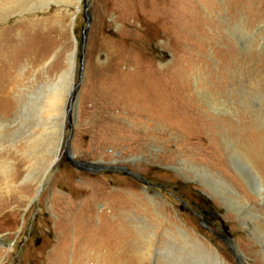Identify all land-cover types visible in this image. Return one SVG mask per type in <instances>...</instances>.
Instances as JSON below:
<instances>
[{"label": "rangeland", "instance_id": "374dc122", "mask_svg": "<svg viewBox=\"0 0 264 264\" xmlns=\"http://www.w3.org/2000/svg\"><path fill=\"white\" fill-rule=\"evenodd\" d=\"M68 1L34 0L0 23L3 40L21 37L11 51L0 44L1 70L14 66L0 117L16 148L4 159L19 172L9 197L0 175V264H264L221 183L188 171L221 174V157L228 184L264 214V173L258 196L228 156L254 140L264 150V0ZM116 76L141 91L116 89ZM71 78L61 151L35 196L24 141L42 131V95ZM156 83L161 98L146 89ZM156 102L169 115L153 113ZM210 130L217 148L199 139Z\"/></svg>", "mask_w": 264, "mask_h": 264}, {"label": "bare ground", "instance_id": "6f19581e", "mask_svg": "<svg viewBox=\"0 0 264 264\" xmlns=\"http://www.w3.org/2000/svg\"><path fill=\"white\" fill-rule=\"evenodd\" d=\"M55 1L58 2L61 0H39V3H37V4L32 3V2H34V0H0V23L4 22L6 20L8 21V19H10L11 17H13L15 15H22L24 13L31 11L32 7H30V6L32 4L39 9H45L49 6L50 2H55ZM73 1L70 0L68 2H69V4H72ZM75 1H77V3L80 5L81 0H75ZM72 25H73V21L71 23V29H72ZM2 33H3L2 30H0V44L6 46L7 50L11 51V49H13L14 47H16L17 45L20 44L19 40L21 37L18 36L19 35L18 32H16L15 34L12 35V38L10 39V41L3 40L2 36H1ZM71 39H73L74 44L76 46V42H75L76 39L73 35H72ZM73 57H74V53L71 56V61L69 64V71H68L67 76L70 75L74 70L73 69V66H74ZM12 68L14 69V66H12V67L8 66L6 71H5L6 73H4V70H1V68H0V82H1V80H3V82L6 80L4 83L11 85V88L8 90L2 89V87L0 86V105L2 102H9L10 101V96L14 90V89H12L13 88L12 86L14 84V78L12 77V74H10L9 77L7 75V74L11 73V71L13 70ZM178 72L180 73V70ZM72 74H71V76H73ZM168 76L169 75H167V77ZM182 76H183V74H182ZM72 78H71V81L68 83L67 88L65 90L62 91V88L54 86V87L50 88L49 90H47V92H45L42 95L43 100L37 107V111L39 112V115H40L38 123L41 122L42 131L38 135V137L27 138L24 141L26 155L28 156V158L30 159V161L32 162V165H33V170L31 171L30 174H28V176L25 177V181H27L29 183L30 182H37L38 185H37L36 190H35V196L38 195V191L41 187L42 182L44 181L45 177L47 176V174L51 170V167L55 163L56 158L59 157V153L61 151V144L63 141V133H64L63 132L64 116L66 113L65 106H66V102L69 98V95H70V92H71V89L73 86ZM117 79H118V76H116V78L114 80L115 86L112 83V86H114L116 89L123 90L122 87L124 86L125 87L124 91L125 90L127 91V89H128L127 92L130 95H134V94L136 95V94H138V92L141 91V89L139 90V89L134 88V86L131 85V82L125 81V80H120L121 83L119 84V82H118L119 80H117ZM155 85L156 86L148 85V86H146V89H152L154 94H155V97L161 98V88L157 83ZM187 88L188 87H186V89ZM199 94H200V92H199ZM190 95L191 94H189V97H191ZM200 96L202 98V101L204 99L205 102L206 101L209 102L208 98L206 96L202 97L201 94H200ZM181 102H183V101H181ZM172 103H173V101H172ZM25 104H26V102H25ZM148 106L152 109L151 111L153 113H155L156 115H160V116L169 115V112H167V110H166L167 109L166 107L168 106V104L165 102L150 103V104H148ZM9 110L10 109H8V111ZM199 110H200V107L198 108V113H197L198 115L197 116L201 120L200 124H203L202 126H204L205 123H207V120H206L205 114L203 113L204 111H202V110L199 111ZM0 111H1V108H0ZM9 113H11V116H13V117H16V115L18 116V112L16 113V112H10L9 111ZM6 114H8V112L5 113V115ZM143 114H145V113H143ZM41 116H43V118H41ZM150 119H151V117H150ZM7 122H8L7 120L2 121V117H0V175L4 180H6V186H5V188L7 190L6 196L9 197V196H11L9 194L15 195L14 194L15 191H11V188L14 185V184H12V182L15 181L16 179H18L19 172H18V170L12 169L13 166L11 167L10 163L4 159V155H5L4 152H5L6 148L8 146L13 148V147H15L14 145H16L12 142L13 137H10L12 133L9 132L10 126L8 127ZM177 123H178V125H181V123L185 124L184 122H181V121H177ZM153 127H156V126H153ZM209 127L212 128L211 125ZM202 128L203 127H201L200 130H202ZM203 130H204V128H203ZM200 132H202V131H200ZM206 132L207 131L200 133L199 139L200 140H204V138L210 139L212 144H213V148H217L216 146H218L217 145L218 140L211 136L212 130L209 131L210 133L207 132L208 134H206ZM262 136L264 137V133H262ZM258 137H260V136H258ZM5 142L7 143V146H4ZM256 142H255V140L253 142L250 141V142H248L247 147L244 145L245 147H242L241 150H230V154L229 155L227 154V155L240 163V165L244 169L246 178H248L251 182H254V184H258V187L256 189H258V191H257L258 196H260L262 189L259 186V183H261V177H262V174L264 173V153H263L264 150H262V148L260 146H257ZM220 160L221 161L218 162L217 167L222 170L221 174H218V173L212 171V170L216 169L215 168L216 165L213 166L214 169L211 168L212 170H210V167H208L207 169H204V168L201 169L200 167H198V168L192 167V168L188 169V171L193 175H196V174L202 175L203 174V175L209 177L208 180L211 183H217V182L221 183L220 189H221V194L223 195V200L226 203L230 204L231 209L233 210V212L235 214L238 215V218L240 221H242V222L246 221V224L244 223L245 228L251 231V233L254 235L256 242L261 246V248H263V252H264V214H257L255 209L252 208L248 204V202L243 198L242 194H240L241 192L243 193V191H241L238 188L239 192L241 191L239 193V192L235 191L228 184V181L226 178H227V176H229V179H231L232 176L230 177V175H229L230 173L228 174V172H226V169L223 166V162H222L221 157H220ZM17 166H18V164H17ZM186 175H188V174H186ZM217 184H219V183H217ZM27 187H28V185H27ZM212 194H214V192L211 191V195ZM229 196H231L232 198ZM1 197H3V196H0V201H1ZM17 199H19V198H17ZM33 199L34 198H32V197L28 198V200L30 202ZM213 199H214V197H213ZM217 205H218V203H217ZM228 208H230V207H228ZM263 213H264V211H263ZM10 250H11V248L9 247V251ZM214 263L215 264H222L219 261V259L218 260L214 259Z\"/></svg>", "mask_w": 264, "mask_h": 264}, {"label": "water", "instance_id": "95a60500", "mask_svg": "<svg viewBox=\"0 0 264 264\" xmlns=\"http://www.w3.org/2000/svg\"><path fill=\"white\" fill-rule=\"evenodd\" d=\"M65 145H66V143H65ZM65 151H67V150H65ZM64 151V152H65ZM77 165H83V166H86V168L88 169V170H90V169H94V166H92V165H89V164H86V163H81V162H77L76 163Z\"/></svg>", "mask_w": 264, "mask_h": 264}]
</instances>
